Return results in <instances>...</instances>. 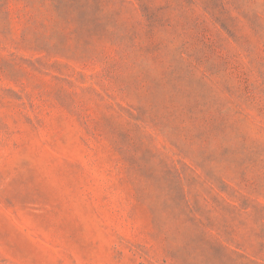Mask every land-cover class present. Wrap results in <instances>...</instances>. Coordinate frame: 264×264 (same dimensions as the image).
<instances>
[{"label": "rangeland", "instance_id": "rangeland-1", "mask_svg": "<svg viewBox=\"0 0 264 264\" xmlns=\"http://www.w3.org/2000/svg\"><path fill=\"white\" fill-rule=\"evenodd\" d=\"M0 264H264V0H0Z\"/></svg>", "mask_w": 264, "mask_h": 264}]
</instances>
